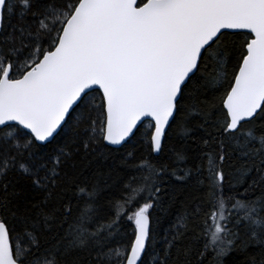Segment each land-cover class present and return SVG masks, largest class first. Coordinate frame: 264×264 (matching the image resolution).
Instances as JSON below:
<instances>
[{"label": "snow or ice", "instance_id": "obj_1", "mask_svg": "<svg viewBox=\"0 0 264 264\" xmlns=\"http://www.w3.org/2000/svg\"><path fill=\"white\" fill-rule=\"evenodd\" d=\"M138 133L147 155L122 153ZM169 180L200 194L161 233ZM249 246L264 257V0H0V264Z\"/></svg>", "mask_w": 264, "mask_h": 264}, {"label": "trees", "instance_id": "obj_2", "mask_svg": "<svg viewBox=\"0 0 264 264\" xmlns=\"http://www.w3.org/2000/svg\"><path fill=\"white\" fill-rule=\"evenodd\" d=\"M11 22L15 24V18H13ZM145 129L146 125L141 128L140 132L143 133ZM189 135L192 136V139L188 141V152L189 155L192 156L193 154H196L199 137L192 133H190ZM139 139L140 133L137 134L136 139L131 142L126 149L121 150L122 153L126 154V152L128 151H135L138 156L147 155L146 151H140L141 145L139 144ZM176 146L180 147L181 143H176ZM116 163L119 164V160H117ZM197 163H199V161H197ZM231 163L235 165V168H233L232 170L233 172H235L243 162L233 159ZM112 164L113 162L111 160L105 161L103 170L105 172L109 171V169L112 167ZM191 165L192 161L189 160L187 165H181L180 167H191ZM112 175L113 178H116L119 175L124 179H127L130 175H132V173L125 172L120 168H117L112 172ZM256 175L257 174L253 171L248 178V182L250 183L251 179L253 177H256ZM168 184L173 185L174 189H168L166 187V191H168L170 194L165 196L164 210H157L156 212H154V218L156 221H158L157 228L161 233H163L177 221V217L183 213L191 198L200 194L192 185L185 186V184L180 181L169 180ZM262 258L264 257H261L260 255L259 246H249L246 250H236L232 252L228 257V264H252L253 260H255L256 264H260Z\"/></svg>", "mask_w": 264, "mask_h": 264}]
</instances>
